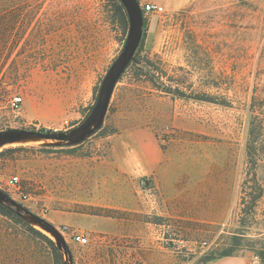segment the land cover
Masks as SVG:
<instances>
[{"label":"rangeland","instance_id":"obj_1","mask_svg":"<svg viewBox=\"0 0 264 264\" xmlns=\"http://www.w3.org/2000/svg\"><path fill=\"white\" fill-rule=\"evenodd\" d=\"M137 1L163 13L143 14V62L121 76L100 130L75 147H0L15 150L0 157V191L59 233L65 227L71 259L56 256L38 225L23 220L38 233L28 232L0 215V264H203L227 248L260 263L264 196L252 211L241 187L253 168L264 181V138L246 150L251 111L264 117V0ZM108 10L106 0H40L28 29L37 36L16 45L0 74V132L82 124L128 34ZM147 76L216 103L160 93ZM14 97L22 98L17 111ZM144 131L166 153L176 185L158 186L133 166ZM14 176L17 195L6 187ZM74 231L89 245L71 242Z\"/></svg>","mask_w":264,"mask_h":264},{"label":"trees","instance_id":"obj_2","mask_svg":"<svg viewBox=\"0 0 264 264\" xmlns=\"http://www.w3.org/2000/svg\"><path fill=\"white\" fill-rule=\"evenodd\" d=\"M109 5L108 12L110 13V23L112 25H116L121 28L122 31L128 30V19L127 14L123 6L117 0H106ZM40 0H0V74L2 72L8 71L9 67H6V64L11 58L12 51L16 45L23 41L25 44V39L37 36L36 34H32L30 28L32 22L36 19L37 11L39 10ZM32 5H35L34 7ZM32 6V7H31ZM29 8H32L30 12H26ZM28 32V33H27ZM40 37V36H39ZM142 41V40H141ZM23 46V45H22ZM142 48V44H139V49H137L132 62L126 68L140 65L143 61L139 58V51ZM12 61V60H10ZM146 67L151 68V63L146 58L144 60ZM125 70V71H126ZM11 71V69H10ZM162 77V76H160ZM150 83H152L154 90L164 93L166 95L178 96L182 98H187L192 101L204 102V103H216L215 100L205 94L201 96H185L183 92H181L178 87L171 88L166 86L165 83L160 82L159 84L154 83V76H147ZM159 79V78H158ZM158 83V82H157ZM93 107L89 109V115ZM255 112L251 111L250 118L251 122L249 124V128L247 131V142H246V150H257L259 147V141L264 138V117L259 118V114H254ZM262 116H264L262 114ZM40 132L51 133L48 130L40 129ZM81 144V143H80ZM78 144V145H80ZM75 145V146H78ZM70 146V147H75ZM15 150H6L5 152L0 153V157L4 155V153L14 152ZM251 156V154H250ZM259 172L257 168H253L249 173L251 179L243 184L242 191L243 193L250 197V206L252 207V211L257 205L258 201L264 196V181L259 178ZM250 207V208H251ZM0 215L14 222L15 224L21 225L26 228L28 232H35L31 226L25 223L20 216L15 212V210L6 205L0 204ZM39 235V234H38ZM243 236L234 235L232 237V242L236 243L234 245L239 246L240 239ZM47 240V239H46ZM47 243L50 245L51 249L54 251L56 256L61 259V254L56 248L55 244L47 240ZM69 251V250H68ZM236 256L235 251L232 248L222 249V250H212L205 255L202 262L203 264H209L213 261H216L225 257ZM258 259L260 260V264H264V254H259Z\"/></svg>","mask_w":264,"mask_h":264},{"label":"water","instance_id":"obj_3","mask_svg":"<svg viewBox=\"0 0 264 264\" xmlns=\"http://www.w3.org/2000/svg\"><path fill=\"white\" fill-rule=\"evenodd\" d=\"M125 9L128 19V34L122 51L109 68L102 80L95 105L82 124L67 133H46L40 131L9 130L0 132V147L5 145L30 142L37 140H53L75 146L82 143L86 138L94 135L103 125L105 115L112 97L114 88L134 55L142 39L143 12L137 0H117ZM37 124V123H36ZM0 204L11 207L30 225H38L46 233L50 234L58 251L63 252L67 259H71L70 252L64 243L60 233L39 217L27 212L22 207L0 191ZM23 214L25 216H23ZM28 224V225H29Z\"/></svg>","mask_w":264,"mask_h":264},{"label":"crops","instance_id":"obj_4","mask_svg":"<svg viewBox=\"0 0 264 264\" xmlns=\"http://www.w3.org/2000/svg\"><path fill=\"white\" fill-rule=\"evenodd\" d=\"M137 149L131 150V161L133 166L139 168V176L142 178L152 177L153 182L162 187L177 184L179 181L171 175V165L166 153L161 150L157 140L152 134L144 131L137 142ZM126 174H129V166L123 167ZM88 239V238H87ZM76 244V243H74ZM78 245V244H76ZM87 245L84 246H88ZM80 247H84L78 245ZM209 264H260L255 258H248L242 255L225 257Z\"/></svg>","mask_w":264,"mask_h":264},{"label":"built area","instance_id":"obj_5","mask_svg":"<svg viewBox=\"0 0 264 264\" xmlns=\"http://www.w3.org/2000/svg\"><path fill=\"white\" fill-rule=\"evenodd\" d=\"M141 9L144 15H160L163 13V8L154 3L144 4L143 6H141ZM21 103H22L21 97H14L11 102L12 110L17 111L20 108ZM19 183L20 181L17 176L11 177L6 184L7 192H12V194H16V195L19 194V187H18ZM19 196L22 197V199L24 200L26 199V196H23L21 194ZM65 231L67 232V229L64 227L63 230L60 231V233L64 235ZM70 240L71 242L81 246L88 244L87 237L75 231L70 234Z\"/></svg>","mask_w":264,"mask_h":264},{"label":"bare ground","instance_id":"obj_6","mask_svg":"<svg viewBox=\"0 0 264 264\" xmlns=\"http://www.w3.org/2000/svg\"><path fill=\"white\" fill-rule=\"evenodd\" d=\"M41 231V230H40Z\"/></svg>","mask_w":264,"mask_h":264}]
</instances>
